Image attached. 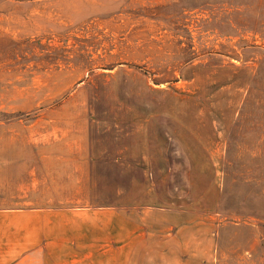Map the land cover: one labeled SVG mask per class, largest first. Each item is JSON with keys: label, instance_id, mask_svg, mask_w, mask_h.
Here are the masks:
<instances>
[{"label": "rangeland", "instance_id": "rangeland-1", "mask_svg": "<svg viewBox=\"0 0 264 264\" xmlns=\"http://www.w3.org/2000/svg\"><path fill=\"white\" fill-rule=\"evenodd\" d=\"M0 137L17 264H264V0H0Z\"/></svg>", "mask_w": 264, "mask_h": 264}, {"label": "crops", "instance_id": "crops-1", "mask_svg": "<svg viewBox=\"0 0 264 264\" xmlns=\"http://www.w3.org/2000/svg\"><path fill=\"white\" fill-rule=\"evenodd\" d=\"M14 141V137H0V144ZM15 158L10 148H0V264H17V256L23 254L25 258L26 249L30 250V230L17 232V226L31 225L26 203L32 200L33 185L42 184L41 178L33 182L31 170L25 164H17Z\"/></svg>", "mask_w": 264, "mask_h": 264}]
</instances>
